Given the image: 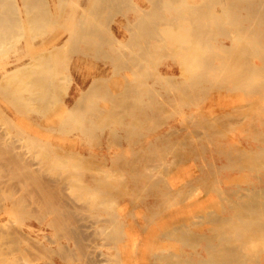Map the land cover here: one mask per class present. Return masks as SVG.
Returning a JSON list of instances; mask_svg holds the SVG:
<instances>
[{
  "label": "bare ground",
  "instance_id": "1",
  "mask_svg": "<svg viewBox=\"0 0 264 264\" xmlns=\"http://www.w3.org/2000/svg\"><path fill=\"white\" fill-rule=\"evenodd\" d=\"M215 5L219 7L215 8ZM114 12H122L123 17L111 27L109 21ZM219 35L224 39L213 43L212 40ZM21 39L29 50L27 60L18 56L11 62V68H8L9 62L0 63V96L7 102L5 108L0 107V200L11 215H40L38 218L45 219L40 227L44 240L34 237L32 231L26 232L46 248L45 255H41L44 256L42 262L36 259L33 260L35 264H67L70 260H78L77 264H98V257L96 255V261L87 241L93 234L117 239L119 232L110 229V225H117V221L114 214L104 219L94 215L96 219L93 220L98 226L92 233L87 218L93 216L89 213L92 210L113 206L114 187L117 182L121 183V171L132 172L131 190L148 191L152 195L149 206L159 205L172 193L164 185L162 174L158 177L153 173L155 169H166L164 164L153 163L155 160L149 158L154 161L135 167L131 161L136 160L137 155L130 160L131 156L125 158V153L120 151L113 157L110 149L103 147L94 151L83 144L67 143L60 135L75 131L78 138L93 131L96 135L97 129H118L124 134L125 131L131 132L160 116L165 107L186 105L195 99L198 91L204 94L227 78L231 81L226 85L228 91L244 89L248 98L263 94L262 98L259 96L263 100L256 101L257 113L253 114L250 123L254 129L253 139L264 133V0H0V50ZM253 55L258 58L252 59ZM165 56L178 59L179 65L169 63L162 68L158 67L157 61L156 71L151 70L157 58ZM93 59L100 62L95 63ZM84 67L88 69L84 70ZM74 79L78 81L76 87L72 86ZM232 110H226L221 117L231 115ZM203 112L199 109L188 114L190 122L184 127L214 128L216 121L211 117L218 114L209 117ZM170 134V130L157 134L144 144L145 148L137 151H157L158 143L167 142ZM209 135L203 136L205 140L213 136ZM113 138L118 139L115 135ZM233 148L239 151L240 164L236 169L242 171L264 166V142L249 138L245 144L239 139L233 143ZM225 149L222 151L226 152ZM97 156L105 161L112 160L113 164H95L92 160ZM183 168L180 170L179 166V171ZM246 183L226 196L229 205L220 209L214 220L210 218L211 225L194 229L179 222L162 225L164 231L157 233L161 237L176 239L189 246L197 239L207 242L196 251V260H185L180 255L164 252L157 253L152 264H234L238 261L249 264L248 260L254 256L249 257L247 251L264 248V173L249 176ZM120 193L122 196L127 191L123 189L118 195ZM199 198L196 202L204 205L206 200ZM213 212H210L212 216ZM6 226L11 228L8 224ZM45 226L52 232L45 233ZM7 230L0 227V264H21L22 258L11 260L9 254H5V250L12 247L13 250H7L9 253L20 250L19 242L22 241L17 235L11 238ZM9 239L14 246L4 250L3 245ZM164 247L159 246L158 250L163 252ZM40 250L39 247L37 255ZM25 261L22 263L26 264Z\"/></svg>",
  "mask_w": 264,
  "mask_h": 264
},
{
  "label": "rangeland",
  "instance_id": "2",
  "mask_svg": "<svg viewBox=\"0 0 264 264\" xmlns=\"http://www.w3.org/2000/svg\"><path fill=\"white\" fill-rule=\"evenodd\" d=\"M216 7H219V5H217V6L215 5V8ZM125 13H126V9H125ZM111 17L112 18L109 21V26L115 27V25H116L115 21L121 19L123 17V15H122V12H114L111 15ZM229 28L231 29V27H229ZM223 39H224V37L222 35H219V36H217V39L216 38L213 39L212 42L215 43V42H218L219 40H223ZM23 42H24L23 39H21L19 41L11 43L9 46L5 47L3 50H0V57H1L0 63L9 62L10 64H8V68H11V67H13L11 62L15 61V59L18 56H23V59L27 60L29 50L25 47V44ZM253 46H254V44H253ZM3 56H4V58H3ZM71 56L73 57V56H75V54H72ZM7 57H8V59H7ZM251 58L257 59L258 57L256 55H253ZM97 61L100 62V60H96V59L94 60L95 63ZM157 61L159 62L158 63L159 66L157 64ZM154 63H153L154 65L152 64L153 66L151 65V70L156 71L157 66L163 68L169 63L179 65V60L176 58L174 59L171 56H165V57L157 58V60ZM86 69H88V68L84 67V70H86ZM229 82H231V81L227 78L222 83L220 82V83H217V84L211 86L210 89H207L206 92L204 93V94H206L205 96H204V94H202L203 91L202 92H201V90L198 91L196 93L198 95L195 94V96L197 98L195 97V99H193V101H190L186 105L178 104L174 107H165L164 108L165 111L160 116L154 118L151 122H148L145 124L147 127L145 125L138 126L137 128H135L134 130L131 131L132 133L125 131V134H124L123 132H121L118 129H115V131H112L110 129H105V130L104 129H97V130H95L96 135H95V133H93L94 131L90 133L91 136H93L94 138L90 137L89 136L90 134L84 135L81 137L79 136L78 138H76L75 136L78 134V132H75V131L71 132L68 135L67 134L60 135L62 140L67 142V143H71V142L75 143L76 142L79 144H83V145H85V147H87L91 150H94V151H99L103 147L106 149H110L112 151V153L114 154L113 157H116L115 154H117L120 151L121 152L123 151V153H125V158L130 159V156H131L130 160H132L134 158V156L137 155L138 157L137 158L135 157L136 160H132L133 162L131 161L132 165L134 164L135 167L145 166L149 162H153L155 160V162H153V163L164 164L165 168H166L163 170L162 169H155L153 171V173L156 176H158V177L163 176V179L165 182L164 185L167 187V189L169 191L171 190V192H172L171 195H169L164 200H162V203H160L161 205L160 204L156 205V206H149L148 205V201L151 200V198H152L151 197L152 195L148 191L145 192L143 190H131L130 186L132 185V181H133V176L131 174L132 172L129 170H123V171H121L122 176L119 174L120 179H121V183L119 184V182H117L119 179L117 177L118 179L116 181L117 182L116 187H114V199L115 200L113 199L114 201L111 202L113 204V206L110 207V205H108L104 209L92 210L89 212V213L93 214V216L87 218V223L92 225L90 228L92 233L95 230L96 226H98V225H96L98 222L94 221L96 219L95 216L102 217L104 219V218H109V216H111V214L115 215L114 217L116 218L117 225L112 226L109 224L111 226L110 229L111 230L114 229L113 231L119 232L118 238L112 239V240H111V238H109L108 236H106L104 234H98V235L93 234L92 236H90L91 240L89 239V241H87V244H88V247L90 249V252L94 256L96 261H97V257H98V262H97L98 264H152L153 262H155V260L157 258V253H164V252L168 253V254L174 253L176 255H180V257L185 259V260H187V258L190 260H192V259L196 260V257H197L196 251L201 250L202 247L207 244V242H205L201 239H197L198 244H197V240H196V242L195 241L191 242L190 243L191 246H189L188 243L185 244L182 241H179L176 239H170V238L168 239L166 237H161L160 235H157V233L164 231L163 230L164 227H162V225H164L167 222H179V223H184V225L191 226L192 229H194L196 226L201 227V226L211 225L212 221H210V220L211 219L214 220V218H216L214 215H216L218 217L220 214V209L224 208V206L229 205V201L227 200L226 196H228L230 193H232L235 190H239V188L241 186H245L247 184L246 181L248 180L249 176L250 177H254V176L257 177V176L262 175L264 173V166H259L258 168H255V169L246 168L242 171L236 169L237 166L240 164V162L238 161L239 151L237 149L233 148V143H235L239 139H241L243 142H245V144L247 143V140L249 138L251 141H254V142H258V141L264 142V133L259 134V137H257L258 139L257 138L253 139V137H251L253 135V131H254L251 123H252L253 118H254L253 116L257 113V111H255V108L257 107L258 103L261 102L260 100H263V99H261L263 94L262 93H257L256 95L253 94L254 98L252 95L249 96V98H248L247 96L244 95L245 94L244 89H235V90H232L233 92L228 91L226 89V85ZM76 85H78V81H77V79H74L72 82V86L76 87ZM220 85H221V89H220ZM203 90H205V89H203ZM199 92H201V93H199ZM236 93H238V94H236ZM200 95H202V96H200ZM240 96H242V97H240ZM236 98H237V100H235ZM252 100H254V101H252ZM237 101H238V103H236ZM213 102H214V104H213ZM6 104H7V102L5 100H3L0 96V107L5 108L7 106ZM254 106H256V107H254ZM216 108L219 110H217ZM199 109L202 112L204 110L205 114H207V116H209V117L218 114L214 117H211L216 121V124L213 126L214 128H207L206 129V128H200L196 125H190L188 127H184L185 123L187 124L188 122H190L189 120H187V119H190L188 114H191L192 111H198ZM225 109L229 110L230 112H231V109H233L232 110L233 113H231V115L227 116L226 118L225 117L222 118L221 114L226 111ZM169 112H171L172 114H170ZM238 112H239V115H238ZM244 114H247V116L245 117ZM185 115H186V117H185ZM182 120L184 122H182ZM125 121L127 122V119H125ZM162 121H164V122H162ZM231 121H233V122H231ZM245 121H248V123ZM219 122L222 124L223 127H220L221 124ZM227 122H229V123H227ZM227 124H229V125H227ZM231 124L234 127H232ZM151 125H153V126H151ZM240 126H242V127H240ZM151 127H153V129ZM215 127H217L218 130H216L217 128H215ZM150 128H151V131H150ZM198 128H199V130H198L199 132H196V130ZM223 128H225V129L227 128V131ZM172 129H174L173 132H172ZM211 129H213V131L216 134L214 132H211L212 131ZM169 130L171 133L169 140L165 143H158L157 151L156 150L154 152L153 151H147V152H143V153L139 152L143 149L144 144L146 142L150 141L151 139H153L154 136H156L157 134H160V133H166V132L168 133ZM136 131H137V134H135ZM163 131H165V132H163ZM223 131L225 133H223ZM229 131H231V132H229ZM220 132H221V134H220ZM128 133H129V135H126ZM179 133H180V135H178ZM205 134H206V136H208L209 134H211V135L213 134V136L209 135L211 137H206V140H205V138L203 137ZM114 135L118 139H115V138L112 139V137H114ZM198 135H200V136H198ZM233 135H235V136H233ZM108 136H109V138H108ZM132 136H134V137L136 136V137L134 138ZM68 137H69V140H68ZM88 137H89V139H88ZM222 137H224L225 140ZM234 137H237V138H234ZM175 138H176V140H175ZM259 138H260V140H259ZM93 140H94V142H96L95 144H94V142H92ZM118 140H120V141L118 142ZM132 140H133V142H132ZM135 141H136V143H134ZM174 142H176V143H174ZM117 143H119L120 145H118ZM173 143L177 146V149L174 148L176 146ZM229 143L231 144V146ZM116 144H117V146H116ZM205 144L207 146H205ZM129 146L130 147L132 146V147L130 148ZM125 147H127V148H125ZM138 148H140V149H138ZM160 148H162V149L160 150ZM206 148H207V150H206ZM208 148L209 149L211 148V149L208 150ZM225 148H227V150ZM222 149H225L226 152H223ZM228 149H230V150H228ZM131 150L133 152H136V153H133ZM137 150H139V151H137ZM177 150L184 151V152H182L183 155L181 154V151L178 152ZM190 150H192V151H190ZM163 151L164 152L167 151V152H165L166 154L162 153ZM229 151H230V155L228 156ZM188 152H189V154H188ZM149 153H151L152 155L150 154V156H149ZM159 153H161V154H159ZM195 153L198 155H196ZM179 154H181V155H179ZM199 154H201V155H199ZM163 155H165V157H163ZM188 155H189V157H188ZM225 155H226V157H225ZM147 156H149V157H147ZM100 157L99 156L95 157L97 160L93 158L92 162H95V164H99V165H103V166L113 164V162H111L112 160L105 161L102 159V157L101 158ZM139 157H140V159H139ZM144 157H145V159H144ZM160 157H162V158H160ZM196 157H197V159H196ZM230 157H233V158L231 159ZM149 158H152L154 160H151ZM215 158L218 160L216 161ZM143 159H144V162H143ZM178 159H180V160L177 161ZM140 161H142V163ZM190 162H191V164H190ZM193 163H194V166H192ZM185 164H186V168H183ZM179 166H180V170L183 168L182 171H184V176H183V172L181 171L182 172V174H181V172L179 171ZM175 168L177 171L175 170ZM196 171H198V172H196ZM185 172H186V174H185ZM118 173H120V172H118ZM176 173H177V175H176ZM244 173H247L246 174L247 177L243 175ZM161 174H162V176H161ZM85 175H87V174H85ZM178 175H179V177H178ZM187 175L188 176L191 175V177H188ZM120 179H119V181H120ZM202 179H203V182H202ZM239 180H240V182H239ZM121 184H122V187H121ZM179 184H181V185H179ZM210 184H212V185H210ZM118 185H119V187H118ZM117 187H118V189L116 190ZM122 188L125 191H127V193H125V195L121 196V193H120V195H118V194H119L120 190L121 191L123 190ZM173 188H174V190H173ZM220 188L222 190H220ZM128 189L130 190V193L128 192L129 191ZM200 191H201L202 197L199 195ZM175 194H178V195L176 197H173V196H175ZM194 195H196L195 196L196 198H193ZM119 196H121V198ZM183 196H184V198H183ZM170 197L173 198L172 201H171ZM197 197L198 198L201 197V198H199V200L200 199L206 200L207 204L205 203L204 205H202V204H199L198 202H196V200H198ZM203 197H205V198H203ZM190 198L192 200H188ZM186 201H187V203H186ZM209 201H211V202L209 203ZM0 202L2 203V206L0 205V227H4L6 230L8 229L7 232L9 233L11 238L15 237L17 235L18 237H21V240H22L19 242L20 250H14V252L12 251L11 253H9L7 251L9 249L5 250L6 247L11 248L12 246H14V243L10 242L11 239H9V241L7 240V242L5 243L6 245L2 244L4 247V250L6 251L5 254L6 255L9 254L8 257L11 260H13L15 257H19L20 259L22 258L21 264H23L22 263L23 260H26L25 263L29 262V263H33V264H35V261H33V260H36V259H41L40 262H42L44 256L41 257V255H45L46 250H44V249H46V248L44 247V245L41 242H39V240L28 236L26 234V232L32 231V235L34 237H38V239L44 240V238H43L44 232L40 231V227L42 226L41 222L45 221V219L44 218L42 219V216H41V218L40 217L38 218V216H40V215H37L35 217H29L27 215H19L16 217V215H14V214L11 215L10 212H7L3 208L4 207L3 201L0 200ZM180 202L182 203V205L180 204ZM184 203H186V204L184 205ZM124 204H127V205H124ZM128 204H129V206H128ZM208 206L213 207V208H209ZM120 207H123V208L118 209ZM202 207H204V208H202ZM114 208H115V210H114ZM205 208H207V209L204 211ZM117 210L118 211L120 210V211L118 212ZM169 210H170V212H169ZM129 211L132 212L133 215ZM150 212L153 213V214L151 213L152 214L151 216L149 214ZM198 212L199 213L202 212L203 215L206 212L207 213L213 212V216L211 213H210L211 215H208L206 213L205 216H203L202 213L200 215H198L199 214ZM187 214H189V215H187ZM137 215H138V217H137ZM192 215H194V216H192ZM186 216H188V218H186ZM196 216H198V217H196ZM140 217H141V219H140ZM148 217H150V218H148ZM201 217H203V218H201ZM179 219H180V221H179ZM13 221L16 222V224L14 223L15 225L12 223ZM89 221H91V222H89ZM207 221H209V222H207ZM159 222H160V225H159ZM7 224L10 225L11 228H8L9 226H6ZM16 225H18L17 229L15 228ZM155 228H156V230H155ZM15 229L18 230V232L17 231L15 232ZM45 230H46L45 233H51L52 232L51 228H49L47 226H45ZM12 231H14L15 233H13ZM153 232H154V234H153ZM198 232H201V231H198ZM28 237H29V239H28ZM121 237H123V238H121ZM92 241L93 242L95 241V242L93 243ZM150 242H152V243H150ZM170 242L173 245H170L171 244ZM7 243H8V245H7ZM10 243H11V245H10ZM32 243H35L36 245H34ZM176 243L178 244L177 246L174 245ZM41 244H42V246H41ZM162 245L165 246L163 252L158 250L159 249L158 247L162 246ZM173 246H176V247H173ZM39 247L41 250L39 252L40 254L37 255L38 251H39ZM154 247H156V248H154ZM178 247H179V249H178ZM12 248H11V250H13ZM173 249H175V250H173ZM11 250H9V251H11ZM258 250H261V251H258ZM32 251H33V254H32ZM102 252H105V255L104 254L101 255ZM98 253H100V254H98ZM247 254L249 257L254 256L253 257L254 259L248 260L249 264H259L258 260L261 261L260 262L261 264H264V263H262L264 261V248H260V247L257 248L256 247L254 250H248ZM96 255H97V257H96ZM103 259H105L107 261H105V260L102 261ZM78 262H79L78 260H70L67 262V264H73V263L77 264ZM234 264H244V263L238 261V262H235Z\"/></svg>",
  "mask_w": 264,
  "mask_h": 264
}]
</instances>
